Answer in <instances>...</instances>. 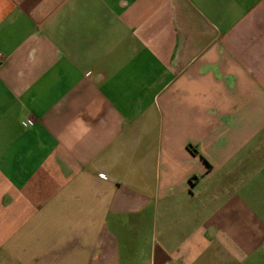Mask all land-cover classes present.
<instances>
[{"label":"crops","instance_id":"0c3cea01","mask_svg":"<svg viewBox=\"0 0 264 264\" xmlns=\"http://www.w3.org/2000/svg\"><path fill=\"white\" fill-rule=\"evenodd\" d=\"M0 264H264V0H0Z\"/></svg>","mask_w":264,"mask_h":264},{"label":"built area","instance_id":"2783aa9c","mask_svg":"<svg viewBox=\"0 0 264 264\" xmlns=\"http://www.w3.org/2000/svg\"><path fill=\"white\" fill-rule=\"evenodd\" d=\"M0 60H1V57H0Z\"/></svg>","mask_w":264,"mask_h":264}]
</instances>
